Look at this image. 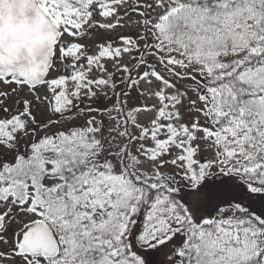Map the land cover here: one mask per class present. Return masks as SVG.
Wrapping results in <instances>:
<instances>
[{
	"label": "snow or ice",
	"instance_id": "6c2138e0",
	"mask_svg": "<svg viewBox=\"0 0 264 264\" xmlns=\"http://www.w3.org/2000/svg\"><path fill=\"white\" fill-rule=\"evenodd\" d=\"M0 264H264V0H0Z\"/></svg>",
	"mask_w": 264,
	"mask_h": 264
},
{
	"label": "trees",
	"instance_id": "16d2710c",
	"mask_svg": "<svg viewBox=\"0 0 264 264\" xmlns=\"http://www.w3.org/2000/svg\"><path fill=\"white\" fill-rule=\"evenodd\" d=\"M154 260H159V258L158 257H155Z\"/></svg>",
	"mask_w": 264,
	"mask_h": 264
},
{
	"label": "rangeland",
	"instance_id": "374dc122",
	"mask_svg": "<svg viewBox=\"0 0 264 264\" xmlns=\"http://www.w3.org/2000/svg\"><path fill=\"white\" fill-rule=\"evenodd\" d=\"M159 259H161V257H158Z\"/></svg>",
	"mask_w": 264,
	"mask_h": 264
}]
</instances>
